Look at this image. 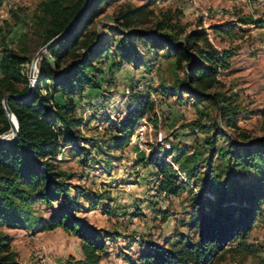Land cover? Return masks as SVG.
Here are the masks:
<instances>
[{"label": "rangeland", "instance_id": "obj_1", "mask_svg": "<svg viewBox=\"0 0 264 264\" xmlns=\"http://www.w3.org/2000/svg\"><path fill=\"white\" fill-rule=\"evenodd\" d=\"M41 1L0 0V54L7 45L19 56L29 58L30 62L20 67L28 80L31 63L41 49L42 39L33 17L38 14ZM136 7H145L135 25L138 30L161 22L166 25V33L183 31L180 40L191 31L203 30L215 49L232 54L228 68L217 76L218 84L206 94L224 93L232 98L234 125L227 126L213 101H196L182 93L180 85L176 88L179 82L183 83L184 74L172 66V57L164 56L165 51H154L134 41L139 58L147 63L137 67L121 63L114 46L117 57L111 53L99 64L104 73L99 78L101 88L86 89L81 97L74 98L75 115L81 118V136L96 142L94 147L83 144L91 151V159L83 162L75 146L61 147L57 155L62 169L74 177L69 183L86 192L78 198L75 217L114 233L113 242H107L102 264H140L139 259L147 250L145 245L164 246L176 234L196 244L198 236L190 226L200 211L193 209V203L200 199L207 215L216 207L214 189L203 185L205 178L221 183L232 170L237 183L245 188H258L264 181L259 172L231 169L227 157L232 144L264 138V0H109L108 5L104 3L99 8L90 29H97L107 40H119L118 33L123 31L115 25V16ZM223 25H233L234 33L214 32V28ZM42 55L46 52L39 60ZM36 68L39 76L38 65ZM138 86L143 89L138 90ZM42 93L45 95L44 89ZM145 99L153 109L138 125L146 127L141 147L137 144V127L126 147L108 150L116 137L114 128L136 108L137 101ZM216 125L219 132L210 172L204 162L188 179L185 173L180 177L183 172L175 170L185 185L177 196L166 197L158 187L151 186L156 173L145 161L150 153L158 149V156L163 157L168 152L167 161L171 163L176 151L187 155L199 152L204 161L209 154L204 139L214 135ZM96 145L102 150L98 151ZM71 192L74 197L75 190ZM60 205L39 202L31 210L37 223H22L12 229L0 226V235L9 239L8 252L14 263L78 264L82 260L77 238L60 229L39 230L40 223L59 213ZM107 209L111 213L107 214ZM256 209L253 228L244 244L240 245L237 239L228 243L218 253L215 264H264V199L257 200ZM135 211L140 215L134 216ZM160 213L168 214L165 221Z\"/></svg>", "mask_w": 264, "mask_h": 264}, {"label": "trees", "instance_id": "obj_2", "mask_svg": "<svg viewBox=\"0 0 264 264\" xmlns=\"http://www.w3.org/2000/svg\"><path fill=\"white\" fill-rule=\"evenodd\" d=\"M104 3L108 5L109 0H42L38 4V14L33 17L42 39L41 48L65 31L82 12L75 26L53 43L38 61L39 76L30 95V80L21 74L20 68L30 59L19 56L7 45L0 54V136L11 134L2 106L4 97H26L7 100V106L18 124V137L12 144L0 143V226L12 229L22 223H37L31 214L35 204L40 202L51 206L60 202L59 213L49 221L40 223L39 230L60 229L77 238L82 254L78 264H102L107 242H113L114 233L92 227L75 217L78 198L84 197L86 192L69 183L74 177L62 169L63 163L57 160V155L61 147L75 146L83 156V162L91 159V151L84 145L94 147L96 142L82 138L79 129L81 118L75 115L74 98L81 97L86 89L101 88L99 78L104 73L99 64L102 59H108L112 53L114 57L120 56L121 63L147 66L139 58L134 41L154 51H165L164 56L172 57V66L184 74L183 83L179 82L176 88L180 85L182 93L196 101L202 98L213 101L219 108L221 119H226L227 126L234 125L231 121L234 112L230 109L232 98L224 93L206 94L208 89L218 84L219 73L228 68L232 56L230 52L215 49L203 30L191 31L180 40L179 35L183 31L166 33V25L161 22L150 29H136L135 25L145 7L117 13L114 23L123 32L118 33L119 40H107L101 37L97 29H90ZM214 30L218 34H228L234 33L235 29L233 25H223ZM114 46L118 49L117 55L113 51ZM152 109L148 100L137 101L136 108L131 109L114 128L116 137L107 149L126 147L141 119ZM214 128V135L204 139L209 150L204 161L199 152L187 155L186 152L176 151L171 155V163L167 161L168 152L163 157L158 156V149L150 153L145 161L161 177L159 193L166 197L177 196L185 187L184 182L179 181L174 165H177L178 172L185 173L187 179L196 174L198 164L202 162L206 164L208 172L211 171L219 132L217 125ZM96 148L102 150L98 145ZM227 157L231 169L256 171L264 177V138L247 141L243 145L232 144ZM106 163L109 167L111 161ZM261 182L262 186L258 188H245L237 183L232 170L221 183L205 178L203 185L214 189L216 207L207 215L200 199L193 203V209L200 212L190 227L196 230L198 242L190 244L182 235L176 234L164 246L148 243L139 263L215 264L218 253L228 243L237 239L240 245L244 244L250 234L257 200L264 199V181ZM72 189L75 190L74 197ZM105 212L111 213L108 209ZM160 214L161 220L165 221L168 214ZM137 215L140 213L135 211L134 216ZM8 247V237L0 235V264H16Z\"/></svg>", "mask_w": 264, "mask_h": 264}, {"label": "water", "instance_id": "obj_3", "mask_svg": "<svg viewBox=\"0 0 264 264\" xmlns=\"http://www.w3.org/2000/svg\"><path fill=\"white\" fill-rule=\"evenodd\" d=\"M81 12L72 21V23L69 25V27L65 31H63L60 35H58L57 37H55L54 39H52L51 41H49L44 47H42L37 52V54L35 55L32 63H31V71H30V75H29V79L30 80L33 79V77H34V70L37 69L36 68V65H37V62H38L39 57L41 56V54H43L44 52H46L47 49L53 43H55L57 40H59L60 38H62L69 30H71L75 26V24H76V22H77V20H78V18L80 16V14H81ZM34 86L35 85H33L31 82L29 83L28 95H30L31 92L34 90ZM8 98H16V99L21 100V99H25L26 97H17V96L8 95V96L4 97V99L2 101V106H3V109H4V113H5V116H6L7 120H8V122H9V125H10L11 137L8 138V139H4V138H2V136H0V143L7 144V145L16 142L17 137H18V124H17V121H16L15 117L13 116V114L11 113V111L9 110V108L7 106V100H8Z\"/></svg>", "mask_w": 264, "mask_h": 264}, {"label": "built area", "instance_id": "obj_4", "mask_svg": "<svg viewBox=\"0 0 264 264\" xmlns=\"http://www.w3.org/2000/svg\"><path fill=\"white\" fill-rule=\"evenodd\" d=\"M142 89H143V86H138V90H142ZM145 129H146L145 125H142V124L137 129V138L136 139H137V144L139 145V147H141L140 141L142 139V136H143ZM173 169L177 171V168L175 166H173ZM179 175H180V177H183L184 173L179 174ZM160 182H161L160 176H157V175L152 176L151 186L159 187Z\"/></svg>", "mask_w": 264, "mask_h": 264}, {"label": "bare ground", "instance_id": "obj_5", "mask_svg": "<svg viewBox=\"0 0 264 264\" xmlns=\"http://www.w3.org/2000/svg\"><path fill=\"white\" fill-rule=\"evenodd\" d=\"M37 73H38V71H37V69H35V70H34V77H33V79L30 80V82H31L33 85H35L36 82H37ZM10 137H11V134H10L7 138H5L4 136H2V138H4V139H8V138H10Z\"/></svg>", "mask_w": 264, "mask_h": 264}]
</instances>
